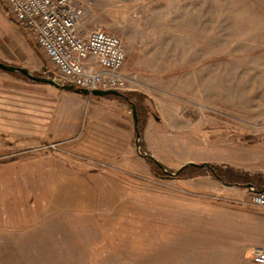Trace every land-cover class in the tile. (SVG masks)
<instances>
[{"label": "rangeland", "instance_id": "1", "mask_svg": "<svg viewBox=\"0 0 264 264\" xmlns=\"http://www.w3.org/2000/svg\"><path fill=\"white\" fill-rule=\"evenodd\" d=\"M85 1H89L88 8L80 29L101 28L122 39L124 72L132 88L125 92L132 97L91 95L81 100L82 94L7 71L9 84L3 83L0 92L13 89L30 94L28 116L35 130L44 125V118L48 130L68 128L67 134L51 133L47 140L86 142L91 137H107L113 145L125 135L137 151L129 101H138L145 113L153 111L163 120L156 122L153 145L162 156L160 163L172 173L194 158V162L208 160L242 174L264 176V0ZM0 49H9V61L1 53L0 61L63 82L6 0H0ZM20 82L31 88L13 86ZM6 103L0 99L3 124L9 123ZM121 120L128 121V130ZM18 141L0 131V223L9 222L10 216L22 220L36 204L52 198L47 194L68 183L85 186L88 182L95 190L87 197L86 207L81 205L72 213L76 221L85 216L88 225L91 221L88 240L94 243L83 244L77 235L85 258L74 260L75 252L68 247L73 243L61 242L57 257L39 264H207L213 261L214 245L204 243L205 235L216 217L202 212L205 204L234 205V198L248 192L245 187L228 189V184L219 181H213L214 185L210 173L196 179L162 178L144 157L126 164L76 158V169L99 173L90 182L72 175L64 164L59 167L40 158L43 151H20L28 142ZM9 142L15 149H9ZM204 188L210 189L209 195L203 193ZM98 189L104 194H97ZM222 191L228 197L219 200L216 196ZM220 209L222 216L229 213ZM73 223L65 221L75 231ZM5 230L0 229V252L8 245L1 237ZM2 255L0 264H36L2 259Z\"/></svg>", "mask_w": 264, "mask_h": 264}, {"label": "crops", "instance_id": "2", "mask_svg": "<svg viewBox=\"0 0 264 264\" xmlns=\"http://www.w3.org/2000/svg\"><path fill=\"white\" fill-rule=\"evenodd\" d=\"M29 31L32 35L30 28ZM34 42H36L35 39ZM0 53L7 61H9V49H0ZM2 55L1 57H3ZM11 56L12 59H18V57H15V55L11 54ZM7 74L9 75L7 71L0 69V86L3 85V83L9 84V76ZM13 86L23 90L27 89V91L31 88L30 85H26L22 82L16 84L13 83ZM10 89H12V87ZM146 95H148L149 100L153 99V96L149 93ZM79 96H84L81 100L88 98L83 94ZM113 96H115L113 98L119 99L118 96ZM0 99L9 103L4 104V106L9 107V123H0V131L9 132V135L19 140L18 142H28V144L24 146V149L20 151H29L33 149L43 151L44 155L40 156V158L49 160L59 167H61L62 164L66 165L67 169L69 168V170L74 172L72 175L75 177L79 176L81 179L91 182L93 180V176L95 174H99L88 172V169L86 168H79L81 170L76 169V167H74L76 166L74 165L76 158L87 159L94 163L102 162L105 164L109 161H113L118 164H126L132 163L133 159L142 157L140 154L138 155V149L137 151H134L133 143L130 141L131 138L125 135L122 136V141H117L113 145L107 143V137H91L86 142H70L66 138H51L47 140L48 135L51 133H57L60 136L67 134V126L59 127L57 130H48L45 124L47 122L43 118L44 125L38 126L39 129L35 130L36 126L30 124V118L28 116L29 111L27 105L29 101L33 99L28 92H18L12 89L9 91L0 92ZM36 101L46 104L42 102L40 98H37ZM98 104L99 103H97V105ZM157 121L163 122V120L161 121L157 119V116L153 111H149L145 118V127L142 135L143 149L141 150L144 153L151 154L155 159H158V161L161 162L163 161L162 156H160V154L155 150V146L153 145ZM102 122L105 123L103 120ZM118 122H121L125 126L123 127L128 130L129 125L127 120H121ZM75 131H77V129L73 130V132ZM104 139L106 140L105 142L103 141ZM97 141H101V143H97ZM49 143H59L60 149L58 151L50 150L48 148L46 149V147L50 145ZM134 144L136 145V138ZM14 147L16 146L9 142V149L13 150L15 149ZM164 147L166 148V146ZM132 148L133 151H131ZM194 160V158H189L180 165L183 166L189 162H194ZM200 161L195 163L209 162L208 160ZM206 173L209 172L206 171L202 175H205ZM59 175L60 174L57 173L56 176ZM196 177L198 178V176H195L188 177L187 179H196ZM208 178L214 185L217 184L214 182H222L219 179L211 176ZM87 183L88 182H86V184ZM80 184L81 183L77 181L70 184L68 183L63 187L61 186L57 188L55 191H53V193L51 192L50 194H47L52 198L43 204H36L35 208H33V211L27 214L22 220H15L10 216L9 222H1L0 229H6L2 232V234L5 232L4 236L2 235L1 237L2 239L5 238L4 245L8 244L5 245L1 250L0 254H4L1 256V258H20L28 260V262H36V264H39V261L46 260L47 258L54 259L57 257V255L61 252V242H66L74 244H72V246L71 244L68 246L70 250L73 249L75 252L74 260L84 259L85 256L83 253L84 251H82L83 249L77 246L79 241V237H77V235H80L83 244L88 243L89 241L94 243L93 239L88 240L91 237V221L88 225V219L86 216L80 221H76V218L72 215V213L78 212V208L81 205H85L86 207L88 200L87 197L94 195L93 192H95V190L92 186H89V184H84L85 186ZM239 187L240 186L236 185H227L226 188L235 189ZM245 189L248 191L247 195L240 199L234 198L236 199V202H233L234 205L229 206L226 203L205 204L207 207L205 206L206 208H203L202 212H204V214H212L214 217H216L214 218V221H212L214 223L213 226L208 228L209 235H205L204 243H212L214 245L213 261L207 264H257L255 262V257L261 253H264V207H256L251 204L249 201V189L248 187H245ZM202 190L204 194H207L206 192L210 191V189L207 188ZM188 191L191 192L193 190L189 189ZM96 192L97 194L100 193L103 195V192L105 191L98 189ZM220 194L221 196H216V198L219 200H221V198L228 197L226 195L228 194L226 191H222ZM42 195L45 196L44 193ZM78 196L81 198H78ZM89 205L88 207L90 208V211H92L93 208L91 205ZM220 208L226 209L229 211V213L222 216L220 214L221 212L218 211ZM63 212L68 214L63 216ZM65 221H69L71 224L74 222L73 224H75V231L68 228L72 225L70 224L67 226ZM83 224H86L87 229H85V226L83 227ZM81 228L84 229L82 230Z\"/></svg>", "mask_w": 264, "mask_h": 264}, {"label": "built area", "instance_id": "3", "mask_svg": "<svg viewBox=\"0 0 264 264\" xmlns=\"http://www.w3.org/2000/svg\"><path fill=\"white\" fill-rule=\"evenodd\" d=\"M18 21L25 22L56 74L65 83L87 89L129 91L130 78L124 72L126 52L122 39L96 28H80L88 2L85 0H6ZM47 147L60 149L59 143ZM250 203L264 207V191L249 188ZM264 264V253L255 257Z\"/></svg>", "mask_w": 264, "mask_h": 264}, {"label": "trees", "instance_id": "4", "mask_svg": "<svg viewBox=\"0 0 264 264\" xmlns=\"http://www.w3.org/2000/svg\"><path fill=\"white\" fill-rule=\"evenodd\" d=\"M129 92H125V95L129 97H132ZM119 97V96H118ZM119 98H125L127 97H119ZM137 105V111L139 116V130L141 134L143 135L144 127H145V118L147 116V112L145 113L142 110V104L140 102H136ZM154 114H157L154 112ZM141 149H143V143L141 139ZM148 162L154 171V173L162 178H176L181 179L183 177H195L198 175L204 174V172H209L212 176L219 179L225 184L228 185H236L240 187H248L247 185L252 183L257 190L264 191V176L261 175H246L239 173L238 171H235L232 169V167H228L224 164L220 163H210L212 166V169L207 166H196V165H189L182 167L176 175H173L171 170L167 169L163 164H161L158 160H156L154 157L147 158Z\"/></svg>", "mask_w": 264, "mask_h": 264}, {"label": "water", "instance_id": "5", "mask_svg": "<svg viewBox=\"0 0 264 264\" xmlns=\"http://www.w3.org/2000/svg\"><path fill=\"white\" fill-rule=\"evenodd\" d=\"M0 69H3V70L8 71V72L21 73V74H24L26 77H28L32 81L40 82V83H46V84H51V85H54V86L58 87L61 90L73 91V92H76V93H79V94H83V95H86V96H91V95H95V96L116 95V96H119V97H124L125 96L128 99V96H126L125 92H123V91H119V90H116V89H109V90L92 89V90H90V89H87V88L78 87L75 84L62 82L61 80H58L57 78H52V77H47V76L35 74L33 71H31L27 67L17 66V65H13V64H8V63L2 62V61H0ZM129 103H130V105L132 107V113H133V117H134V128H135V134H136V146H137L138 152H139V154L142 157L151 158V157H153L151 154L144 153L141 150L140 143H141V139H142V134H141V132L139 130V116H138L136 103L134 101H132V100H130ZM159 118L160 117L157 116V119H159ZM189 165L207 166V167L212 169V166H211V164L209 162H203V163L189 162V163L181 166L180 169L182 167H184V166H189ZM177 172H174L172 174L176 175ZM247 186L250 188L251 186H254V185L252 183H250Z\"/></svg>", "mask_w": 264, "mask_h": 264}]
</instances>
